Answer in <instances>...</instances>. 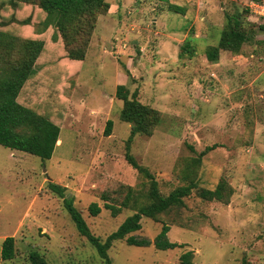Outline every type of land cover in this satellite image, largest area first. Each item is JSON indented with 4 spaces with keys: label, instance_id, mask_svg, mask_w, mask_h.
Here are the masks:
<instances>
[{
    "label": "rangeland",
    "instance_id": "rangeland-1",
    "mask_svg": "<svg viewBox=\"0 0 264 264\" xmlns=\"http://www.w3.org/2000/svg\"><path fill=\"white\" fill-rule=\"evenodd\" d=\"M108 2L82 63L63 60L53 28L40 35L47 48L19 101L46 105L62 127L61 142L48 161L0 145V264H29L32 252L50 264H104L48 182L66 188L102 241L136 212L122 209L114 217L105 205L125 199L127 187L135 192L130 205L148 202L149 181L125 160L131 126L120 119V85L162 114L151 137H135L131 153L164 196L192 181L208 190L225 182L233 195L228 204L209 202L196 189L184 208L157 220L144 217L130 236L150 246L116 241L112 264H181L187 252L191 264H264V0H169L184 15L170 11L166 0ZM227 15L240 18L248 41L239 54L221 51L213 63L208 55ZM44 18L36 7L0 0V29L34 38ZM109 120L114 126L106 137ZM213 147L193 171L198 154ZM92 203L102 210L97 217L90 215ZM165 225L180 247H155ZM8 237L16 240L13 261L2 258Z\"/></svg>",
    "mask_w": 264,
    "mask_h": 264
},
{
    "label": "trees",
    "instance_id": "trees-1",
    "mask_svg": "<svg viewBox=\"0 0 264 264\" xmlns=\"http://www.w3.org/2000/svg\"><path fill=\"white\" fill-rule=\"evenodd\" d=\"M166 1L169 3V0ZM7 3L12 8L36 7L44 14L45 18L37 28L38 37L34 38L0 29V145L12 151L23 152L36 156L42 161H48L52 159L58 147L62 127L44 112L48 110L46 105H43L41 110L24 105L19 101L24 88L37 74L38 60L47 48L45 36L40 35L53 28L52 41L63 45V60L66 63H70L66 59L82 63L87 58L99 19L109 14L111 5L108 0H7ZM169 9L181 15L186 13L184 8L170 3ZM24 22V25H30L28 20ZM247 41L248 35L242 28L240 18L227 15V24L219 44L209 52L210 61L217 62L221 51L239 54ZM63 64L62 66H64ZM116 98L123 102L121 121L131 126L130 137L125 146V160L129 166L149 181V190L146 196L148 202L143 205H130V200L134 197L135 192L127 187L125 199L112 205H105L106 209L112 211L114 217L121 214L122 209H132L136 212L127 218L116 232L102 241L92 234L82 213L75 207L74 199L66 196V188L48 182L49 189L63 199V204L79 233L95 247L104 264H112L109 250L116 241L126 240L131 246H150L149 241H139L130 236L142 229V219L146 217L157 220L163 214L184 208V200L190 197L194 190L198 189L197 182L192 181L188 185L176 188L168 196L161 193L155 176L148 168L138 163L131 153V148L136 136L151 137L153 135L156 126L161 122L162 114L141 103L138 94L135 92L131 95L125 85L118 86ZM113 126V121L109 120L105 128L106 137L112 135ZM191 150L195 152L193 148ZM211 150H214V147L198 154L192 163L193 171L202 165L203 157ZM198 195L209 202L228 204L233 195V190L227 183L220 182L213 190L198 189ZM101 211L97 203H92L89 207L90 215L93 217H97ZM169 232L170 227L165 225L157 236L154 244L158 250L167 251L180 247L177 243H172L169 240ZM15 246L14 237L5 239L2 246L4 261L15 259L17 256ZM28 259L29 264H50L38 252L30 253ZM180 260L181 264H191L193 253H185ZM242 264L251 263L244 259Z\"/></svg>",
    "mask_w": 264,
    "mask_h": 264
},
{
    "label": "crops",
    "instance_id": "crops-1",
    "mask_svg": "<svg viewBox=\"0 0 264 264\" xmlns=\"http://www.w3.org/2000/svg\"><path fill=\"white\" fill-rule=\"evenodd\" d=\"M60 142H61V140H60ZM13 152H18V151H13ZM18 153H20V152H18Z\"/></svg>",
    "mask_w": 264,
    "mask_h": 264
}]
</instances>
